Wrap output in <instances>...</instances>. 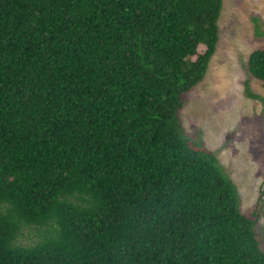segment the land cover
<instances>
[{"label":"trees","instance_id":"obj_1","mask_svg":"<svg viewBox=\"0 0 264 264\" xmlns=\"http://www.w3.org/2000/svg\"><path fill=\"white\" fill-rule=\"evenodd\" d=\"M221 10L0 0V264H264L236 184L178 118ZM246 66L264 81V48Z\"/></svg>","mask_w":264,"mask_h":264},{"label":"rangeland","instance_id":"obj_2","mask_svg":"<svg viewBox=\"0 0 264 264\" xmlns=\"http://www.w3.org/2000/svg\"><path fill=\"white\" fill-rule=\"evenodd\" d=\"M218 25L216 50L203 79L184 93L178 118L184 133L197 136L236 184L241 211L255 219L264 251V81L246 66L249 53L264 48V0H222ZM245 81L261 98L247 96Z\"/></svg>","mask_w":264,"mask_h":264}]
</instances>
